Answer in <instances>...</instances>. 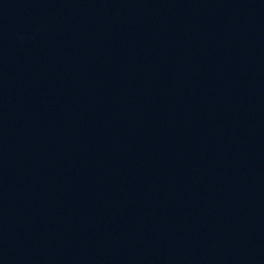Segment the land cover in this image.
<instances>
[{
    "label": "water",
    "instance_id": "95a60500",
    "mask_svg": "<svg viewBox=\"0 0 264 264\" xmlns=\"http://www.w3.org/2000/svg\"><path fill=\"white\" fill-rule=\"evenodd\" d=\"M0 264H264V0H0Z\"/></svg>",
    "mask_w": 264,
    "mask_h": 264
}]
</instances>
